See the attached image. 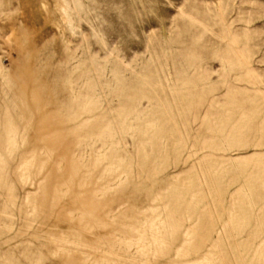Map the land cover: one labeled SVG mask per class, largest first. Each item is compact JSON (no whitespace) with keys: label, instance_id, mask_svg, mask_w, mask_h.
I'll return each instance as SVG.
<instances>
[{"label":"rangeland","instance_id":"374dc122","mask_svg":"<svg viewBox=\"0 0 264 264\" xmlns=\"http://www.w3.org/2000/svg\"><path fill=\"white\" fill-rule=\"evenodd\" d=\"M0 264H264V0H0Z\"/></svg>","mask_w":264,"mask_h":264}]
</instances>
